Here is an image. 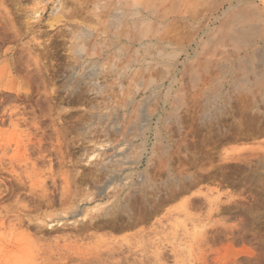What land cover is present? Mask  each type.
Returning a JSON list of instances; mask_svg holds the SVG:
<instances>
[{"label":"rangeland","instance_id":"obj_1","mask_svg":"<svg viewBox=\"0 0 264 264\" xmlns=\"http://www.w3.org/2000/svg\"><path fill=\"white\" fill-rule=\"evenodd\" d=\"M0 264H264V0H0Z\"/></svg>","mask_w":264,"mask_h":264},{"label":"bare ground","instance_id":"obj_2","mask_svg":"<svg viewBox=\"0 0 264 264\" xmlns=\"http://www.w3.org/2000/svg\"><path fill=\"white\" fill-rule=\"evenodd\" d=\"M103 17V16H102ZM122 35V34H121ZM73 37V39H80L79 38V36L75 33L74 35H72ZM96 36V35H95ZM94 36V37H95ZM81 37V36H80ZM127 37V36H126ZM107 39V38H106ZM123 39V38H122ZM126 39V38H125ZM126 42L128 43V45H135V37H132V36H128V38L126 39ZM115 44V43H114ZM101 45H103L102 44V42H101ZM125 45V44H124ZM105 46H106V44H105ZM108 48V47H107ZM110 48V47H109ZM30 50V49H29ZM101 52V51H100ZM109 53H104V54H101L100 56H99V53H98V56H99V59H106V61H107V58L106 57H108V60L110 59L109 58ZM101 57V58H100ZM243 61V60H242ZM73 63V62H72ZM104 65V64H103ZM121 64H119V66H117L116 64H115V70H113L114 71V76L117 78V79H124V78H127V75H128V71H127V69L126 68H124V67H122V66H120ZM110 73V72H109ZM101 74V73H100ZM99 73H98V75H100ZM111 74V73H110ZM97 75V76H98ZM259 76V75H258ZM135 78H136V74L135 73H132L131 75H130V80H132V81H134L135 80ZM128 79H129V77H128ZM127 81V80H126ZM84 82V81H83ZM74 83V82H73ZM134 83V82H133ZM80 85V84H79ZM131 86H133V84L132 85H130V87ZM131 91V90H130ZM125 92V91H124ZM122 93V97L123 98H125V97H127L128 96V98L131 96V94L133 93H135V92H131L130 94L129 93ZM114 98L115 97H117V95L115 96H113ZM167 100V99H166ZM165 100V101H166ZM123 102V101H122ZM126 102V101H125ZM167 102V101H166ZM117 103H118V101H117ZM120 103V102H119ZM118 103V105L117 106H119L120 104ZM122 105H123V103H122ZM121 105V106H122ZM125 105V104H124ZM121 108V107H120ZM123 109H125L124 107H123ZM151 109V108H150ZM150 109H148V110H150ZM175 109V108H174ZM149 112H152V110L151 111H149ZM148 112V113H149ZM151 114V113H150ZM124 116V115H123ZM123 119V118H122ZM17 144V143H16ZM21 144V143H20ZM99 165V164H98ZM118 192V191H117Z\"/></svg>","mask_w":264,"mask_h":264}]
</instances>
